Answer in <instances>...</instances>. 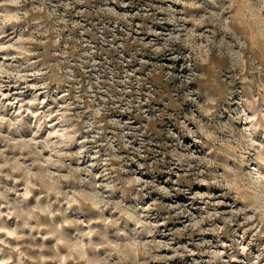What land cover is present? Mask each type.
<instances>
[{"label":"rangeland","instance_id":"1","mask_svg":"<svg viewBox=\"0 0 264 264\" xmlns=\"http://www.w3.org/2000/svg\"><path fill=\"white\" fill-rule=\"evenodd\" d=\"M0 264H264V0H0Z\"/></svg>","mask_w":264,"mask_h":264}]
</instances>
